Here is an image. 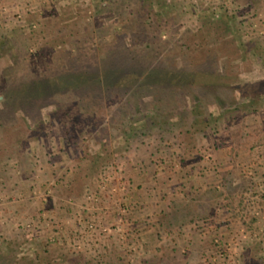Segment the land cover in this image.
<instances>
[{"label":"rangeland","instance_id":"rangeland-1","mask_svg":"<svg viewBox=\"0 0 264 264\" xmlns=\"http://www.w3.org/2000/svg\"><path fill=\"white\" fill-rule=\"evenodd\" d=\"M3 100L0 264H264V0H0Z\"/></svg>","mask_w":264,"mask_h":264},{"label":"trees","instance_id":"trees-1","mask_svg":"<svg viewBox=\"0 0 264 264\" xmlns=\"http://www.w3.org/2000/svg\"><path fill=\"white\" fill-rule=\"evenodd\" d=\"M110 54H108L109 56ZM113 56V55H111ZM117 57V55L114 54L113 58ZM124 58L127 59L128 57H126V54L124 53ZM176 75V74H175ZM173 76V75H172ZM171 77V76H169ZM16 84V83H15ZM51 83L49 81H46V79H34L32 81H22L18 83V86L16 85L15 90H14V94H17L14 96L13 102H11L12 104L15 105V103L17 102L19 103H23L24 106H29L32 107L34 106V104H37V102H39L41 99L45 98L46 95L52 94L53 92V87H51ZM9 92V90L7 91ZM9 96V94H6ZM12 95V94H11ZM17 96V97H16ZM16 97V98H15ZM6 101H0V104H4L5 105Z\"/></svg>","mask_w":264,"mask_h":264}]
</instances>
